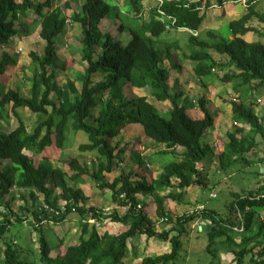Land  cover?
Listing matches in <instances>:
<instances>
[{"label":"trees","instance_id":"1","mask_svg":"<svg viewBox=\"0 0 264 264\" xmlns=\"http://www.w3.org/2000/svg\"><path fill=\"white\" fill-rule=\"evenodd\" d=\"M141 1L127 0V7H121L116 0H87L82 14L73 15V20L82 26V60L86 67L84 73L68 80L60 89L52 80L54 71L50 73L49 69L53 65L60 67L55 39L65 32L67 26V17L61 8L43 12L50 6L49 1L36 4L32 0H0V48L10 45L12 38L18 35V17L28 15L30 10L40 16L39 20L30 24V28L41 26L40 37L46 41L44 55L34 51L29 53L32 62L38 66L29 96L12 88L5 93L0 91V163H6L5 168L0 170V200L12 192V187H16L25 190L35 202L32 209H23L29 211L24 217L16 216L11 209V201L5 203L8 212L0 220V241H4L5 245L3 264H23L18 246L7 241L5 234L13 222H24L29 214L33 218L34 229L40 235V260L44 264H123L128 254V241L138 235L170 243L169 252L154 257L145 256L138 264H178L184 238L189 236L191 224L196 220H205L216 228L214 232H206V251L211 257L208 264H222V249L234 255L233 261L227 264H247L248 256V264H264V239H261L264 220L256 212V208L264 207V193L249 190L232 194L227 207L231 214L238 213L237 222L231 220V215L223 216L207 208L180 215L176 212L175 218L166 205L167 200L176 206L180 204L187 189L193 185L206 187L205 174L198 165L211 152L202 141L206 130L213 126L214 118L205 97L199 99V108L204 114L200 120L192 119L185 106L180 104L182 93L171 88L168 68L164 66L165 53L157 47V42L167 32L165 23L158 18L155 9L150 11L148 20H144ZM216 1L218 6L225 2ZM257 1L247 0V12L229 23L233 39H224L211 31L208 33L214 38L211 42L190 36L192 51L187 57L197 62L194 70L198 76L213 73L212 57L206 52L211 48L226 55L228 65L236 69L234 74L226 73L223 82L236 78L241 84L249 86L248 95L264 87V42L244 39L247 33L257 30L252 24L254 20L264 24V6L258 8ZM203 3L206 0H165L162 9L176 18V26L197 31L203 21ZM109 17L120 21L119 32H129L131 39L128 45L100 28L101 21ZM26 32L31 33L25 28ZM260 37H264V33ZM16 62V57L3 51L0 76ZM68 65L65 64L64 68ZM96 73H102L105 79L94 82L93 75ZM127 83L137 88L148 87L158 101H167L171 106L167 112L169 115L165 116L146 96H125L123 85ZM56 89L58 101L51 96ZM105 92H108L107 98L103 97ZM8 106L18 119L17 126L11 130L2 125ZM97 107L99 113L95 117L92 110ZM21 108L39 116L40 120L33 130H29L19 116ZM232 109L237 123L249 125L252 132L261 134L264 139V125L252 105L233 102ZM127 124H140L145 136L165 144L167 148H184L182 158L165 164L158 178L150 181L143 174L132 171L122 172L113 181H108L105 175L123 162L125 150L118 142L113 144V140ZM68 128L87 134L88 142L81 144L79 150L95 156L94 166L89 167L72 158L67 163L72 171L68 176V171L60 167L35 164L32 157L49 147L54 146L62 152L66 150ZM242 132L238 129L227 135L228 142L220 156L223 168L246 161L244 155L257 146L254 139L239 134ZM138 141L140 139L135 140ZM136 177L142 179L135 180ZM85 178H90L100 191H109L112 204L124 208V213L120 214L116 208L105 212L104 208L89 206L83 190L70 185V181L82 183ZM173 179L177 180L176 184ZM164 192L167 193L163 195ZM39 194L44 195V205L36 204ZM138 194L150 195L152 201H142ZM149 209L154 215L150 216ZM71 213L80 218L79 241L69 246L60 242L55 246L56 255L52 257L43 224L61 223ZM108 220L121 223L126 229L118 234L102 233ZM161 220L172 226L159 232L156 224ZM254 225L258 226L257 229ZM61 246H65L63 250Z\"/></svg>","mask_w":264,"mask_h":264},{"label":"rangeland","instance_id":"2","mask_svg":"<svg viewBox=\"0 0 264 264\" xmlns=\"http://www.w3.org/2000/svg\"><path fill=\"white\" fill-rule=\"evenodd\" d=\"M121 4V7L125 3H127L126 0H118ZM197 1V0H196ZM217 5L216 0H206V3L203 7V25L208 24V20L210 19L214 22L217 19V11H220L219 7H214ZM264 5L263 2L258 5V8H262ZM218 6V5H217ZM227 6L231 7L233 4L231 2H227ZM234 6H237V8L240 10L242 6L239 3H235ZM210 11L211 16L207 15V11ZM23 19V18H22ZM114 22L120 23V21L115 18ZM257 23V24H256ZM20 23H17L18 30L20 33L25 32L26 27H21L19 25ZM253 24L259 25L258 21L254 20ZM75 25V26H74ZM74 28L72 30H69L71 35H75V38L73 41L69 44L66 42L62 35L56 37V44L58 45L57 53H58V65L60 67H56L55 65L51 66L49 71L52 73L54 71V77L53 82L57 84V87L60 89H63V87L66 85V82L68 80H72L76 78L82 71L81 66L78 64L79 61L82 60V44H81V25L80 24H74ZM118 30V27H116ZM27 30H29L27 28ZM27 33V32H26ZM112 34H114L115 38L119 41L125 42L126 45L130 42L129 32L126 30L124 32L115 31L113 29L111 31ZM28 34V33H27ZM33 38L25 39L20 37V40L23 41L21 44V47H23V53L17 55V62L10 66L7 70V72L0 76V91L5 93L9 89H15L22 93L24 96H29L31 86L33 84V78L35 74L37 73L38 66L36 63L32 62L31 58L28 56L30 51H36L39 55L45 54V48L44 45L41 43V39L39 36H36L35 30L33 33ZM29 35V34H28ZM254 37V38H253ZM252 34L248 35L246 37L247 40L251 41H261L264 42V37H256ZM26 38V37H25ZM1 49V48H0ZM16 55V54H15ZM14 57V55H11ZM68 58H74V63L69 69H65L64 65L67 64ZM83 63V62H82ZM85 67V66H84ZM216 70H214V73L216 74V71L219 73V69L217 65L214 66ZM55 69V70H54ZM229 69V68H228ZM82 73V72H81ZM84 73V72H83ZM207 78H209V75H206ZM219 77V76H218ZM104 80L105 76L102 73H96L93 75V81H99ZM220 79V78H219ZM223 82L221 81V85ZM220 83L216 85L218 88V91L221 87ZM125 87V88H124ZM248 87V86H247ZM124 92L126 93L128 89H130V93L127 94L128 96L133 95V97L136 96H149L150 95V89L144 88V89H134L132 88L130 83H127L123 85ZM175 89V87H174ZM108 92L104 93L107 95ZM51 96L55 101H58L59 94L57 93V89L52 92ZM151 96V95H150ZM242 102L246 105H259V107L264 108V87L255 89L254 91L250 92V94H247L246 89H242L241 92ZM260 99L259 102L253 103L252 100ZM150 102H152L154 105L160 104L162 102H159L154 97L149 99ZM95 117L98 116L99 113V107L92 110ZM19 116L22 118V120L26 123L29 130H33V128L36 126L37 122L40 120L39 116L36 114L31 113L29 110L25 108H21L18 110ZM169 113V112H168ZM168 113H163L165 116H168ZM18 119L15 117L13 113L10 112V106H8V114L7 117L2 121V125L5 126V128L13 129L17 126ZM126 125L120 130L119 134L115 137L113 140V144L123 145V147H127V149L134 150V147L136 146L135 140L140 139L141 144L136 146V150L139 148L141 149V145L143 144V134L142 132L136 130V129H124ZM253 137L256 142L261 141L263 142V137L261 134L252 132ZM68 141L66 143V150L62 152L61 150L57 149L56 147H49L47 148L43 153L39 155H30L33 156L34 163H44L49 167L55 168L60 167L64 170L68 171V175H71L72 171L69 169L67 163L72 158H77L80 162L88 164L89 167L94 166V155L88 153V152H81L79 150V146L83 143L88 142V136L82 131H74L72 128H68L67 132ZM149 143H151L153 146L161 147L162 143H156L152 139L145 136V138ZM204 142V140H203ZM130 145V146H129ZM262 145V144H261ZM131 147V148H130ZM139 152V151H137ZM127 155V156H126ZM124 155L126 156V159L121 163V165L115 167V170L107 175H120L122 172L128 173L129 171H132L134 173H139L140 175L143 174L146 175H155V172H151L152 165L147 160H151L152 163H154V160L156 158L155 155H149V157L142 159V163L138 160V165L141 167L138 169H135L134 166L131 164L130 155L128 154ZM143 155L139 152L136 156ZM146 155H143L141 157H145ZM128 157V158H127ZM166 164L173 162L174 157L173 156H166L165 157ZM144 163V164H143ZM5 162L0 163V170L5 168ZM151 167H149V165ZM147 165V166H146ZM257 164L251 165L247 170L240 172L239 170L242 169L243 165L241 164H234L231 166H228L225 168V172L223 175H230L234 173L232 177L229 178V180L225 183L232 186L233 190L238 191V186H242L243 189H249L255 186V175L258 173V168L256 167ZM136 167V166H135ZM134 168V170H132ZM140 169V170H139ZM156 172L159 169H154ZM237 170V171H236ZM236 171V173H235ZM227 172V173H226ZM257 180V179H256ZM93 182V181H92ZM94 183V182H93ZM233 184V185H232ZM70 185L77 186V183H74L70 181ZM95 185V190L91 189L92 187H89L85 190H83V193L88 198V202H90L92 205H95L97 207H103L105 205L111 204V193H104L100 194L99 190H97V185ZM53 187V185H52ZM97 188V189H96ZM10 194H8L6 197L2 198L0 200V220L4 218V214L8 212V209L5 206V203L7 201H11V209L14 211L16 216L24 217L29 213V211H24L23 209L25 207H29L30 209L33 208L32 205L35 204L33 200L29 198V195L23 190L18 189L16 187L11 188ZM55 192H59V190H55ZM54 192V194H55ZM167 192L162 193L165 195ZM212 193V189L206 187V189H203L202 187H191V190L187 193V196L183 197V200L180 204H178V212L180 214H183V211H194L196 209H200L203 207H200L201 204L205 205L207 209L216 210L218 213L224 216L231 215L232 221H236L238 219V213L236 212H230L229 208L227 207L230 200V194L229 190L226 187H218L216 190H214V193L216 195H210ZM144 196H150V195H144ZM197 197V201L196 198ZM191 198H195V200H191ZM147 203H150V200H145ZM166 205L169 209L175 211L176 208L172 206L170 200L166 201ZM44 195L39 194L38 199L36 201V204L38 205H44ZM169 203V205H168ZM258 209V208H257ZM150 210V209H149ZM170 210V211H171ZM261 212H264V209L259 208ZM227 212V213H226ZM124 213V209L123 212ZM150 216L154 215L153 211L150 210ZM152 213V214H151ZM226 213V214H225ZM176 218V215H174ZM15 217V216H13ZM28 219L24 222H13L9 230L5 234V238L9 242H13L18 246V249L20 250V257L23 261V264H44L40 260V250H39V233L34 229L32 223L33 218L31 217V214L28 215ZM152 218L155 220L154 216ZM157 220V219H156ZM79 221L80 218L76 213H71L67 219L61 223H55V222H46L43 224L44 228V235L46 236L49 245L52 248L51 255H56L57 249H55V246L57 247V244L60 242H63L65 246H69L72 244H75L79 241V234H80V227H79ZM200 220H196L191 224V232L188 237L184 238L183 241V248L181 252V256L179 260L177 261L178 264H208V262L211 260L210 255L206 251V247L208 244V237L206 235V232L200 231ZM109 228L111 231H113V228L116 229V231L119 232V230L124 231L126 227L121 223H115L109 221ZM158 227L156 226L157 230L161 232L164 229H168L172 226V224H169L166 222V220H161L157 222ZM102 228L101 232H105V230H109V228ZM166 241L159 240L157 238H147L145 235H138L135 238H132L128 241V254L123 259V264H138L141 262L143 257L145 256H157L159 254H162L167 251L168 246L170 245L165 243ZM4 241H0V264H3V249H4ZM54 250V251H53ZM226 250L222 249V256L226 259L225 261L228 262L230 259H233L232 255H228V253L225 252ZM250 256L246 258L247 264L249 263ZM225 264V263H222Z\"/></svg>","mask_w":264,"mask_h":264},{"label":"crops","instance_id":"3","mask_svg":"<svg viewBox=\"0 0 264 264\" xmlns=\"http://www.w3.org/2000/svg\"><path fill=\"white\" fill-rule=\"evenodd\" d=\"M18 1H20V0H18ZM32 1L36 4H38V3L45 4L47 1H49L50 6L49 7L47 6L46 8H44L43 12H47L50 9L61 8L64 15L67 17L66 30L61 35H62L63 39L70 44L73 41V39L75 38V35L74 36L71 35L69 30H72L74 28V26H75L74 24H80L79 22H75L72 17L75 14H82L83 5L86 3L87 0H32ZM116 1H117V4L119 6H121L119 1L118 0H116ZM245 1L246 2L243 3L240 0H238V1L225 0L224 4L222 6L216 5V7L220 8V11H217V14H216L217 19L214 22L211 19H210V21L208 20V22H209L208 24L203 25V22H202L201 27L197 31L186 28V27H184L181 30H179L177 28L172 29V30L166 29L167 32L157 42V47L165 53V55H164V66H166L168 68L169 84H170L171 88L174 90V92H177V93L181 92L182 93V97L180 98L179 101H180L181 105L185 106L186 113L192 119H195V120L203 119L204 114L199 108V99L202 97H205L208 101V108H209V110H210V112L214 118V124L210 129L206 130L204 137H203L204 142L203 141L202 142L204 145H206L211 150V152L203 160V162L198 165V167L200 168L202 173L205 174L204 180L207 184L206 185L207 189L208 188L212 189V193H210V195H216L214 193V190H216L218 187L222 186V187H226L229 190V194H230L231 199H232V194H235V193L239 194V193H242L243 191L254 190L255 193H261V194L264 193V139H263L262 143H261V141H257V146L255 148H253L250 152H248L244 155L246 161H243L241 163V165H243V167L241 170H239L240 172H242V171L247 170L252 164L253 165L257 164L256 167L258 168L259 171H258L257 175H255V183L256 184L252 188H249L246 190V189H243L242 186L239 185L238 191L233 190L232 186L225 183V182H227L229 180V178L234 175V173H232L230 175H223V173L225 172V168H223L221 166V163H220L221 162L220 156L225 150L226 144L228 142L227 141V135L229 133L234 132V131H238V129H241V130H243V132L239 133V134L246 135L249 138L253 137V133H252L249 125H243V124L236 122V120L234 119V114H233V109H232V103L233 102L240 103L242 101V97H241L242 89H246V91H247L249 86L241 84L240 81L237 80L236 78H233L229 82H223L222 81V78L226 73L234 74L236 72V69L233 65H228V63H227L228 57L226 55H222V54L218 53L217 51H215L214 49L208 48V49H206V52L212 57L213 65L214 66L217 65V67L220 71H219V73L216 71V74H215L214 70H216V69L213 67V73L211 75H209V78H207V76H202V77L198 76L194 70L197 62L189 59L187 56L190 55V53L192 51V47L189 44L190 36L198 37V38L207 40L208 42H211V40L214 39L208 34L209 31H211V32L215 33L217 36L222 37L224 39H227V40L233 39L234 36L232 34V31L230 30L229 23L233 20H238L247 12V5H246L247 0H245ZM190 2H196V0H190ZM227 2H231L233 4V6H231V7L227 6ZM257 2H259L258 5H260L261 2L264 3V0H258ZM235 3H239L242 6L243 10L242 9L239 10L237 8V6H234ZM204 5L205 4L203 3V6L201 8V14L204 11L203 10ZM123 6L127 7V4L125 3ZM141 6H142L141 16H143L144 20H148L150 11L153 10V8H155L157 6V3L153 0H142ZM150 7H152V9H150ZM210 11H212V13H214L213 10H209V11H207L208 16H211ZM18 18L19 19H18L17 23L26 25L27 28L31 31V33H33V31L35 30L36 36L37 35L39 36V38L41 39V43L44 45V48L46 49V41L40 37L41 26H38L36 28H30V24L35 20H39L40 16L38 14H36L33 10H30V11H28V15H25V16L20 15ZM114 19L115 18H113V17L104 18L101 21L100 28L103 31L109 32V33H111V31L113 29H115V31H119V29L118 30L116 29V27L119 26V23L114 22ZM258 23H259L258 26L256 25L257 23L255 25L252 23L253 26L257 30L247 33L244 36V39L246 41H249L246 39V37L250 34H252V37L255 36V38H256V37L260 36L261 33H264V24H262L260 22H258ZM190 30L194 31L195 34L193 35L190 32ZM81 31H82V26H81ZM31 33L28 35L25 32L23 34L19 32L18 35H16L14 38H12V40L10 41V45L0 49V56H1L3 51H8L11 55H14V57H17V55L23 53V47H21V44L23 43V41L20 40V37L25 39V41H27V39L33 38V35ZM112 35L114 36V34H112ZM129 37L131 39L130 34H129ZM81 38H82V36H81ZM251 41H254V40H251ZM251 41H249V42H251ZM123 43H124V45H126L125 42H123ZM57 48H58V45H57ZM196 49H198V47ZM34 52H36V51H34ZM28 56H29V54H28ZM82 56H83V54H82ZM73 60H74V58H68L67 59V63L69 64L67 69H69L73 65V63H74ZM82 62L79 61L78 64L81 66V69H82L81 72L83 73L84 69L86 67V63L84 61H82ZM221 81L223 82L222 85H221ZM94 82H98V81H94ZM218 83H220V85H221L219 91H218V88L216 87V85ZM76 85H77V88H79V84L77 83ZM174 87H175V89H174ZM132 88L141 89V88H137L134 86H132ZM146 88H148V87H146ZM142 89H144V88H142ZM123 93L125 96H128L127 94L130 93V89L127 90V92H126L127 94L124 92V89H123ZM150 95L146 96L149 102H150L149 99L154 97L151 94V90H150ZM139 96H141V95H139ZM107 97H108V94L105 95V98H107ZM259 101H260L259 98L257 100L253 99L252 104L257 103ZM159 102H162V101H159ZM150 103H152V102H150ZM154 106H156V108L159 109L162 113H167L171 109V106L167 101L162 102L160 104L156 103V105H154ZM252 108H253L255 114L260 118L262 124L264 125V108L259 107V105H255V108H254V105H252ZM124 129H126V130L136 129V130L142 132L143 137L145 138L144 131H143L142 126L140 124H127ZM144 138L142 139L143 144L141 145V149L139 148L138 150H136V146L140 145L141 141L136 142V146L134 147V150H132V151H131V149H127V147H125V146L123 147V145H120V147L125 150V153L122 154L123 161L126 159V156H127L126 154H128V156L130 155L131 164L134 166L135 169L139 168L138 162L141 159L147 158V157H149V155H155L156 156L154 163H152L151 160L147 159L153 168V169H151V172H153V173L155 172V175L154 174L153 175H146L145 177H144V175H142L145 179L150 181L154 178H158L159 173L162 171L163 166L166 164V160H165L166 156H168V155L173 156L174 160H180L182 158L183 153H184V148L179 147V146L175 147V148H167L165 144L162 145L161 147H156V146H153L151 143H149ZM137 151H139L140 153H142L143 155H146V156L145 157H141L143 155L136 156L137 154H139V152H137ZM124 155H126V156L124 157ZM93 159L96 160L95 157H93ZM136 160H138V162ZM149 167H151V166L149 165ZM134 168H132V170H134ZM156 168L159 169L157 172L154 170ZM114 170H115V167H114L113 171ZM236 171H235V173H236ZM68 176H70V175H68ZM105 176H106L108 181H113V179L118 177L119 175H107L106 174ZM141 179L142 178H140V177L135 178V180H141ZM173 183L176 184L177 180L173 179ZM77 184L78 185L76 187L81 188L82 190H85L89 187H92L91 189L95 188V185L90 178H85L82 183H77ZM191 187H199V188L202 187L203 189H206V187H204L203 185H197V184L193 185ZM191 187H189L187 189L184 196H187V193L191 190ZM97 190H99V189H97ZM99 192H100V194L104 195V193H108L109 191H106V190L100 191L99 190ZM138 198L141 199L142 201H145L147 199H149L150 202L152 201V196H144L143 194H138ZM195 198L197 201V197H195ZM195 198H191V200H195ZM171 204L173 207L176 208L175 211L172 210L171 212L174 215H176L175 214L176 212L179 213L178 212V210H179L178 205L176 206L173 202H171ZM88 205L90 206L92 204L90 202H88ZM168 205H169V203H168ZM200 207H203L204 209L206 208L205 205H203V204H201ZM101 208H104V209L110 208V210L116 208V209H119L120 214H123L122 212L124 209V208L118 207L117 205L112 204V202H111V204H109V205L107 204ZM203 208H200L199 210L201 211ZM260 208L264 209V207H260ZM258 209L256 208L257 215L261 218V220H264V212H261ZM183 212H186V211H183ZM187 212H192V211H187ZM231 220H232V218H231ZM199 222L201 224L203 221L200 220ZM204 222H206V221L204 220ZM108 226H109V222L106 221L105 226L103 228H107ZM156 226L158 227L157 224H156ZM257 227L258 226L254 225L255 229H257ZM106 231H108L112 234H118V233L122 232L121 230H119V232L116 231L115 228H113V231H111L110 228H109V230H105V232ZM255 232H257V230ZM261 239H264V230H263V234H262ZM165 243L169 244L168 242H165ZM63 247H65V246L60 247L61 250H63ZM169 250H170V245L168 246L166 252H169ZM221 252H222V250H221ZM226 253H228V255H232L233 259H234L233 254H231L230 252H226ZM51 256L53 257V255H51ZM221 258H222V263H225V264L233 261V259H230L228 262H226L225 261L226 259L222 255H221Z\"/></svg>","mask_w":264,"mask_h":264},{"label":"built area","instance_id":"4","mask_svg":"<svg viewBox=\"0 0 264 264\" xmlns=\"http://www.w3.org/2000/svg\"><path fill=\"white\" fill-rule=\"evenodd\" d=\"M153 1H155L157 3V6L155 8H153V9H155L157 11V13L159 14L158 18L161 19L165 23V27H166L167 30H172V29H175V28L181 30V29L184 28V27H177L176 26V18H174L171 15H168L165 11H163L162 5L164 3V0H153ZM240 1L243 2V3L246 2L245 0H240ZM185 6L189 7V4H186ZM214 7H216V5ZM150 9H152V7H150ZM190 32L193 35L195 34L194 31L190 30ZM104 210H105V212H110L111 211L110 208H106ZM92 222H95V220H92Z\"/></svg>","mask_w":264,"mask_h":264},{"label":"water","instance_id":"5","mask_svg":"<svg viewBox=\"0 0 264 264\" xmlns=\"http://www.w3.org/2000/svg\"><path fill=\"white\" fill-rule=\"evenodd\" d=\"M200 231L208 232V231H216L215 227H212L209 223L207 222H202L199 226Z\"/></svg>","mask_w":264,"mask_h":264}]
</instances>
